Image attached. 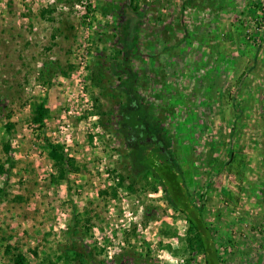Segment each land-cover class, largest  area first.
I'll return each mask as SVG.
<instances>
[{
  "label": "rangeland",
  "instance_id": "rangeland-1",
  "mask_svg": "<svg viewBox=\"0 0 264 264\" xmlns=\"http://www.w3.org/2000/svg\"><path fill=\"white\" fill-rule=\"evenodd\" d=\"M125 1L0 0V264L8 246L31 264H207L158 178L123 157L106 70ZM129 1L148 10L136 67L165 104L220 264H264V9H246L264 0ZM49 144L71 160L64 180Z\"/></svg>",
  "mask_w": 264,
  "mask_h": 264
},
{
  "label": "flooded vegetation",
  "instance_id": "flooded-vegetation-1",
  "mask_svg": "<svg viewBox=\"0 0 264 264\" xmlns=\"http://www.w3.org/2000/svg\"><path fill=\"white\" fill-rule=\"evenodd\" d=\"M148 17V10L131 4V12L126 15L120 29L117 23L120 49L107 61L106 70L108 87L117 97L112 114L116 118V131L129 148L123 157L131 169L134 167L131 172L137 179L149 172L145 173L149 168L141 163V155L157 148L162 154L158 160L160 167L170 161L169 153L175 152L174 129L165 113V104H161L155 86H147L144 75L136 67V63L146 55L141 49V30Z\"/></svg>",
  "mask_w": 264,
  "mask_h": 264
},
{
  "label": "trees",
  "instance_id": "trees-1",
  "mask_svg": "<svg viewBox=\"0 0 264 264\" xmlns=\"http://www.w3.org/2000/svg\"><path fill=\"white\" fill-rule=\"evenodd\" d=\"M253 7L250 8V6H246V9L250 10L251 12L253 10L257 9L258 7H260V8L263 7V9H264V5L263 4H260V5L259 4H257V5L254 4ZM42 15L45 16V12H43ZM31 108H32V114H33L32 115L33 116L32 120H33L34 124L43 125L45 123L46 118L50 114V111L46 107L45 102H41L39 104H33L31 106ZM11 128H12L11 126H8V130H7L8 133H10ZM48 147H49V150H50L49 151V158L55 163V165L57 167H59V171L60 172H59V176L56 177V179L57 180L58 179H63L64 180L66 178L67 173L69 172L68 168H69V162L71 160L69 159L68 155L66 154L65 149H64L63 146L49 144ZM5 152L8 155V159H7L8 162L12 165L13 164V156H12V146H11L10 143H6ZM161 156H162V154L157 148L156 149L154 148L153 150L148 151L145 154L140 156L141 163L143 162L149 168V170H146L145 173L147 171H149L148 173L152 172V174L157 177V175L155 174V171H156L157 167L160 164L158 160H159V158H161ZM232 158H233V155L231 156V159ZM4 169H5L4 166H2L1 167V173H4ZM133 170H134V167H133ZM132 176H134V175H132ZM120 179L121 180L117 184V188L112 189V191L111 190L109 191V189L108 190H104V191L101 192V195H106V197H107V196H111L112 194H115L117 192L118 188H121V187L124 186L125 178L124 177H120ZM159 182H160V180H159ZM135 186H136V182L130 184L129 189L133 191V190H135ZM164 192H165V194L167 196V193H166L165 189H164ZM4 194H5V190L4 189L0 190V200L2 198L1 195H4ZM201 211L203 212L202 208H201ZM180 213L182 215H184L182 212H180ZM185 219H186V221L188 223V226H189V228H188V237L186 239V243H187V246L189 247V250H190L191 254L193 255L198 250H201L202 252H204L203 243H202L201 237H200L197 229L194 227L192 222L186 216H185ZM89 222H91V220H89ZM6 252H7V254L10 257L9 258L10 259V264H31L29 262V260L27 259L26 255L19 248H14L12 246H8L7 249H6ZM34 254L37 255L36 252H34ZM85 255H84V253L76 255L77 261L79 262V264H85V260H84L85 259ZM191 260H193V259H191ZM48 262H49V258L43 260V264L44 263L47 264ZM50 264H54V263L51 261Z\"/></svg>",
  "mask_w": 264,
  "mask_h": 264
},
{
  "label": "water",
  "instance_id": "water-1",
  "mask_svg": "<svg viewBox=\"0 0 264 264\" xmlns=\"http://www.w3.org/2000/svg\"><path fill=\"white\" fill-rule=\"evenodd\" d=\"M130 12V1L126 0L119 9V29L122 27V23L125 22L126 15H128ZM235 132L236 123L232 130L230 151H233L235 147ZM124 144L126 145L125 141ZM127 147L128 146L126 145V148ZM175 155L176 154L174 152H170V161L157 168L155 174L160 180L162 187L166 190L167 199L171 206L176 210L182 212L197 229L203 243L207 264H220L218 250L213 233L204 220L203 212L201 211L202 207L192 201L185 176Z\"/></svg>",
  "mask_w": 264,
  "mask_h": 264
},
{
  "label": "crops",
  "instance_id": "crops-1",
  "mask_svg": "<svg viewBox=\"0 0 264 264\" xmlns=\"http://www.w3.org/2000/svg\"><path fill=\"white\" fill-rule=\"evenodd\" d=\"M255 1H257V0H255ZM256 3H258V2H256ZM264 3V2H263ZM249 5H251V2H249ZM264 5V4H263ZM245 7V6H244Z\"/></svg>",
  "mask_w": 264,
  "mask_h": 264
}]
</instances>
